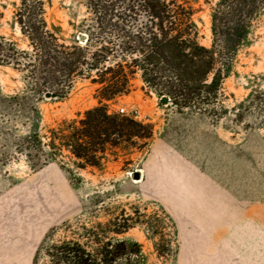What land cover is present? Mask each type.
I'll return each mask as SVG.
<instances>
[{"label": "rangeland", "instance_id": "374dc122", "mask_svg": "<svg viewBox=\"0 0 264 264\" xmlns=\"http://www.w3.org/2000/svg\"><path fill=\"white\" fill-rule=\"evenodd\" d=\"M178 1L192 10L198 44L211 49L218 0ZM40 2L59 44L83 47L78 38L97 28L85 0ZM19 3L0 0V42L29 60L32 49L14 19ZM103 40L111 50L118 44L108 26ZM98 89L76 77L62 99L39 98L26 69L0 65V264H32L44 238L48 247L78 242L92 253L93 235L125 245L114 264H264V10L215 95L202 89L176 106L134 71L129 93L108 105L152 126L145 145L101 172L75 171L66 151L34 170L27 143L48 150L49 130L95 107ZM37 264L50 261L42 255Z\"/></svg>", "mask_w": 264, "mask_h": 264}, {"label": "trees", "instance_id": "16d2710c", "mask_svg": "<svg viewBox=\"0 0 264 264\" xmlns=\"http://www.w3.org/2000/svg\"><path fill=\"white\" fill-rule=\"evenodd\" d=\"M19 2L14 19L32 55L25 60L26 52L0 42V65L26 69L39 98L50 92L62 99L76 77L99 85L95 107L49 130L48 150L40 142L36 146L27 143L25 157L33 162L34 170L66 151L74 160L75 171L101 172L108 162L127 157L132 149L145 145L153 135L152 126L132 116L110 112L108 105L129 93L134 71L141 72L142 83L156 96L165 95L176 106L188 105L202 89L215 95L231 71L235 52L248 45L252 22L264 10V0H218L211 15L212 47L207 50L192 32L191 8L178 0H85L97 28L93 33L85 32L87 38L81 47L77 40L71 46L58 43L47 30L40 0ZM106 26L118 39L114 50L103 42ZM93 38L98 43H92ZM209 74L212 78L207 82ZM251 97L249 94L246 100ZM259 105L264 127V101ZM92 237L97 245L92 253L78 242L48 247L44 238L32 264H37L42 255L50 264H114L125 256L122 242L100 243L96 236Z\"/></svg>", "mask_w": 264, "mask_h": 264}, {"label": "water", "instance_id": "95a60500", "mask_svg": "<svg viewBox=\"0 0 264 264\" xmlns=\"http://www.w3.org/2000/svg\"><path fill=\"white\" fill-rule=\"evenodd\" d=\"M78 40H79L80 42H85V41H86V39H85L84 36H80V37L78 38ZM44 97L47 98V99H49V98H54L55 95H54L53 93L46 92V93L44 94ZM167 101H168L167 98H162V103H163V104L166 103ZM134 178H135V179H138V174L135 173V174H134Z\"/></svg>", "mask_w": 264, "mask_h": 264}, {"label": "built area", "instance_id": "2783aa9c", "mask_svg": "<svg viewBox=\"0 0 264 264\" xmlns=\"http://www.w3.org/2000/svg\"><path fill=\"white\" fill-rule=\"evenodd\" d=\"M118 112H119L120 114H124V109H123V108H120V109L118 110ZM130 115L133 116L134 118H139V115H138L137 112L130 113Z\"/></svg>", "mask_w": 264, "mask_h": 264}, {"label": "crops", "instance_id": "0c3cea01", "mask_svg": "<svg viewBox=\"0 0 264 264\" xmlns=\"http://www.w3.org/2000/svg\"><path fill=\"white\" fill-rule=\"evenodd\" d=\"M189 159H191V161H193L192 160V158H189ZM194 162V161H193ZM199 168H201L202 166H200V165H197ZM207 174H208V172L207 171H205Z\"/></svg>", "mask_w": 264, "mask_h": 264}]
</instances>
